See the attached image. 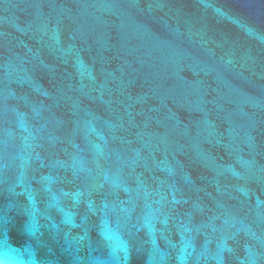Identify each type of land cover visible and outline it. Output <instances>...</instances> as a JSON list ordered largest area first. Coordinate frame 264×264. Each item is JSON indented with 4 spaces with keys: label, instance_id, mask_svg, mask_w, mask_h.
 Returning <instances> with one entry per match:
<instances>
[{
    "label": "water",
    "instance_id": "1",
    "mask_svg": "<svg viewBox=\"0 0 264 264\" xmlns=\"http://www.w3.org/2000/svg\"><path fill=\"white\" fill-rule=\"evenodd\" d=\"M4 250L264 264V0H0Z\"/></svg>",
    "mask_w": 264,
    "mask_h": 264
},
{
    "label": "clouds",
    "instance_id": "2",
    "mask_svg": "<svg viewBox=\"0 0 264 264\" xmlns=\"http://www.w3.org/2000/svg\"><path fill=\"white\" fill-rule=\"evenodd\" d=\"M18 255H21V253H18ZM28 256L30 258L11 260L7 250L0 251V264H40V262L35 259L33 253L29 252Z\"/></svg>",
    "mask_w": 264,
    "mask_h": 264
}]
</instances>
